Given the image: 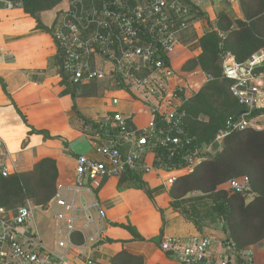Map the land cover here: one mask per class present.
Returning <instances> with one entry per match:
<instances>
[{"label":"built area","instance_id":"built-area-1","mask_svg":"<svg viewBox=\"0 0 264 264\" xmlns=\"http://www.w3.org/2000/svg\"><path fill=\"white\" fill-rule=\"evenodd\" d=\"M202 0H197L199 5ZM188 0H67L50 28L59 61L60 77L74 86L96 84L111 93L110 111L95 122L92 147L99 159L78 155L75 185L118 178L131 173L154 174L171 186L177 174L191 172L213 144L195 147L185 131L182 108L189 84L178 77L171 58L190 28ZM5 10H21L22 2L0 0ZM222 58L223 79L231 82L230 93L245 108L229 117L215 137L221 145L230 131L262 130L252 111L260 105L256 88L264 85V51L237 63L229 54ZM100 84V85H99ZM103 85V86H102ZM141 105L150 116L138 127L131 115ZM4 141L0 136V175L10 172L4 162ZM229 194L252 197L247 177L229 180L223 187ZM76 191V187L72 190ZM57 222H64L56 249L41 241L32 204L27 201L15 211L0 209V264H112L100 255L98 236L73 243L76 231L73 202L57 191L54 199ZM42 208V207H40ZM102 218L103 211L99 212ZM160 252L172 264H254L251 247H237L228 239L205 235L165 237Z\"/></svg>","mask_w":264,"mask_h":264},{"label":"crops","instance_id":"crops-1","mask_svg":"<svg viewBox=\"0 0 264 264\" xmlns=\"http://www.w3.org/2000/svg\"><path fill=\"white\" fill-rule=\"evenodd\" d=\"M189 1L206 18L191 15L190 28L177 49L184 51L197 48L193 50V56L182 62L180 70L186 61L200 54L198 40L214 26L218 13L229 12L233 18H241L238 0H202L199 5H196L197 0ZM65 2L64 8H60L54 17L45 20L44 15ZM66 7L67 0L50 11L39 13L40 23L50 30L58 14ZM35 27V21L25 15L22 9L8 11L0 7V136L5 145L3 160L10 174L29 171L41 159H54L58 171L57 191L66 201L73 202L75 245H82L86 237L96 235L101 242L100 255L104 261L112 262L115 256L125 252L141 258L142 264H172L160 252V241L165 237L203 235L200 232L206 227L198 231L170 207L169 186L162 180L169 177L168 174H163L161 178L154 174L138 173L136 177L123 174L103 181L84 180L82 185H75L77 156L99 159L93 150L91 136L95 132V122L110 111V99L113 96L105 93L104 88L97 89V97H76L75 101L70 94L63 93L65 87L62 85L53 39L50 33ZM195 73L203 76V83L197 87L190 84L188 99L199 91L206 80L199 69L184 74L190 76ZM187 76L182 77L188 83ZM1 84L5 85L7 95L2 91ZM98 99L100 103L93 105ZM139 107L141 105H135L133 112L124 111L126 116H132L134 123ZM18 113L25 118V123ZM258 119L264 128V121ZM32 131L45 132L49 137ZM187 173L177 174V178ZM74 187L75 192L72 191ZM29 202L33 208L48 214L45 222L49 231L48 241L38 232L42 243L55 250L60 233L65 230L64 222L59 223L55 219L60 213L55 209V201L42 208ZM100 211L105 213L104 218L100 216ZM177 221L188 224L194 233L175 235L168 232L167 222L174 224ZM123 225L132 226L143 241L134 239L121 227ZM161 229L163 236L159 240ZM223 236L226 237L225 234ZM79 238L81 243L75 241ZM131 245L137 246L135 249L138 252L128 251ZM250 247L254 264H264V240Z\"/></svg>","mask_w":264,"mask_h":264},{"label":"trees","instance_id":"trees-1","mask_svg":"<svg viewBox=\"0 0 264 264\" xmlns=\"http://www.w3.org/2000/svg\"><path fill=\"white\" fill-rule=\"evenodd\" d=\"M17 1L22 2L23 13L35 21L37 30L50 33L40 23L38 14L54 9L65 0ZM189 7L192 16L206 18L192 4L189 3ZM238 7L241 18H233L229 12L217 14L214 26L198 40L200 54L181 67L183 73L199 69L206 78L199 91L182 108L183 125L186 133L194 139L195 147L213 144V153L207 154L191 172L176 178L169 186L168 194L170 207L183 214L198 231L203 226H220L225 239L243 248L264 240V128L260 131H230L220 146L214 143L226 120L245 111L230 93L231 82L221 76V56L229 54L237 63H244L253 54L264 51V0H238ZM62 85L65 87L63 93L70 94L73 101L76 97L98 95L96 84L74 86L65 77ZM1 87L7 95L5 85L1 84ZM256 93L261 103L250 117L264 121V85L257 87ZM21 117L25 123V118ZM32 133L49 137L45 132ZM125 174L136 177L135 173ZM242 177L249 179L252 197L229 194L223 189L229 180ZM57 179L56 161L52 158L39 160L29 171L12 173L7 177L0 175V209L15 211L27 201L37 207L46 206L57 193ZM192 193L198 195L189 197ZM121 227L134 239L143 241L132 226ZM162 236L163 229L159 240ZM75 241L81 243L80 238ZM112 264H142V261L123 252L112 259Z\"/></svg>","mask_w":264,"mask_h":264},{"label":"rangeland","instance_id":"rangeland-1","mask_svg":"<svg viewBox=\"0 0 264 264\" xmlns=\"http://www.w3.org/2000/svg\"><path fill=\"white\" fill-rule=\"evenodd\" d=\"M66 2L63 3L62 5H60L58 8H56L55 10L48 12L47 15H44L45 20H48L49 18H52L55 16V13L60 10V8H64ZM195 48H187L186 50H179L177 49V52L174 54V56L171 58V65L172 68L174 70V72L176 73V75L178 77H185L187 76V74H184L181 72L180 70V65L182 64L183 61H185L186 59H188L189 56H193L195 54V52L193 51ZM186 78V77H185ZM189 82V86L190 84H192V87H197L200 86L203 83V76L200 73H195V74H191L190 76H187ZM187 80V79H186ZM191 88H188L187 92H190ZM100 100L98 99L95 100V102L93 103V105L99 104ZM137 113L135 115V123L138 126H144L146 124H148L149 121V116L148 113L146 112L145 109L139 107L136 109ZM198 194L192 193L189 195V197H193V196H197ZM246 202H248V200L246 199ZM185 209H188L187 206L184 207ZM197 209V208H196ZM32 212H33V216H34V221L35 224L37 225V228L39 230V232L41 233V236L44 237L45 241H48V234L49 231L47 229V224H45L46 219L48 217V214H46L45 212H43L42 210L38 209V208H32ZM176 214L178 213L179 215H181L182 217L185 218V216L183 214H181L178 211H174ZM191 213L193 214V210H191ZM177 214V215H178ZM167 227H168V232L170 233H174L175 235H185V234H193L194 232L192 231V228L184 223L183 221H177L176 223H168L167 222ZM201 234L208 236V237H212V238H221L224 239L225 237L223 236L224 232L222 231L221 227H217L215 225H212L210 227L207 228H203V230L200 232ZM137 246L131 245L127 248L128 251L130 252H138Z\"/></svg>","mask_w":264,"mask_h":264}]
</instances>
